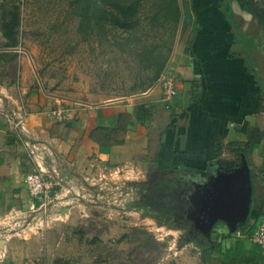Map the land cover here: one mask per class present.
Wrapping results in <instances>:
<instances>
[{"label":"crops","instance_id":"obj_1","mask_svg":"<svg viewBox=\"0 0 264 264\" xmlns=\"http://www.w3.org/2000/svg\"><path fill=\"white\" fill-rule=\"evenodd\" d=\"M192 1L198 5L191 11L190 22H196L198 28L186 45L175 51L166 68L176 80V97L170 109L161 103L159 88L114 99L87 94L73 101L49 95L41 87H33L31 67L22 56L15 57L12 72L5 71L8 64L2 54L17 55V49L0 51V69H4L0 74V225L10 217L20 224L15 233L0 236V264H55L56 260L62 264H104L99 259L104 254L90 245L112 238L103 230L102 218H89L87 206L79 217L68 210L62 222L45 225L43 230L37 226L29 232L22 226L40 207L24 185L25 176L36 170L31 151L48 167L66 175L68 187L74 189L79 180L81 199L86 203L93 202L82 188L92 184L86 181L124 171L133 184L142 186L149 171L161 173L164 180L169 172H182L178 190L190 183L186 186L191 187L186 195L189 198L185 196L189 213L178 212L176 220L181 218L179 221L189 227L178 225L169 231L184 236L192 229L190 238H205L208 247L200 249L190 240L175 244L170 251L166 249L159 264H168L169 256L174 259L172 264H264L253 234L241 231L246 221L252 225L264 217V32L250 15L240 11L246 0H232L226 8L220 7L223 0ZM242 19L251 20L258 29L249 32ZM138 104L154 108L148 119L129 125ZM54 105L67 107L73 119L52 116ZM23 113L27 116L19 132L14 121ZM121 127L125 131L121 132ZM118 140H122L119 145L115 143ZM100 144L109 147V152L100 153ZM242 158L251 181L246 221L234 232L220 220L206 228L197 217V201L190 197L196 193L194 186L218 167L226 172L234 170ZM39 216L31 222L39 221ZM78 219L80 225L94 223L91 226L97 229L77 233L72 226ZM79 235L83 241L76 240ZM111 251L118 259L105 264H133L129 258L126 262L120 259L123 252L117 245ZM111 258L114 255L107 259Z\"/></svg>","mask_w":264,"mask_h":264},{"label":"rangeland","instance_id":"obj_2","mask_svg":"<svg viewBox=\"0 0 264 264\" xmlns=\"http://www.w3.org/2000/svg\"><path fill=\"white\" fill-rule=\"evenodd\" d=\"M183 2L187 3L190 12H193L194 5H198L193 4L191 0ZM256 2L259 6L264 4V0ZM179 3L181 4V0ZM105 4L109 3L104 0H0V23L4 12L16 11L19 14V46L15 48L18 52L16 56H22L31 67L33 87H41L42 91L49 95L73 101L87 94L105 99L132 97L159 88L158 81L150 82L154 64L167 56L164 70L167 68L175 51L186 45L185 41L191 37L190 26L182 33L179 25L175 36H172L171 28L167 24H161L159 21L158 25L154 26L155 23L144 19L132 33H122L109 22L103 21L104 17L112 20L113 13L112 8ZM220 7L227 6L220 3ZM241 22L249 32L257 28L251 20L242 19ZM189 23L191 25V22ZM2 39L0 33V51L5 44ZM8 53L11 56L12 53ZM14 59L12 56L5 58L6 65L8 64L4 67L5 71H13ZM3 71L0 69V74ZM65 104L70 106V103ZM56 108L57 105H54L50 111ZM164 176L165 180L161 173L149 171L142 186L133 184L136 188L135 198L138 200L127 204L124 209L91 201L86 203L81 199L79 180L74 189H70L66 184L70 180H64L61 186L53 190L49 202L35 209L33 214L23 220L22 226L29 232H32L33 228L36 230L37 226L43 230L45 225L53 226L54 223L62 222L65 215L68 216V210H72L74 216L79 217L84 213V206H87L89 218H102L100 224L103 230H107L112 236L100 240L99 244L90 245L91 248H98V253L104 254L99 258L100 263L118 259V254L111 251L112 246L117 245L123 252L119 255L123 262L129 258L133 264H159L166 249L170 251L175 244H183L191 239L192 230L189 229V233L184 236L170 233L169 230H175L178 225L189 226L176 220L181 208L176 210L173 206L174 199L183 197L178 190L182 172H169ZM111 178L118 179V175H108L101 180ZM124 178L131 180L130 175ZM98 181H86V184H96ZM98 187L82 186L86 189V194L92 196L99 193ZM164 188L167 191H164ZM103 195L107 196V193ZM37 205L40 203L37 202ZM140 211L142 213L138 215ZM38 214L41 215L39 221L32 223V218ZM136 215L138 216L135 217ZM10 218L8 222L3 223L5 225H0V236L7 237L9 233L13 234L16 229H20V224ZM144 218L147 220L144 221ZM149 219H154L155 222ZM110 222H114L116 228H113ZM91 225L94 223H89L86 227L80 225L78 219L72 230L77 233L79 230L95 231L97 228ZM115 229L120 231L119 235L114 233ZM76 240L83 241V237L79 235ZM42 242L43 237L40 244ZM113 255L114 258L107 259ZM172 263L174 259L169 256L168 264Z\"/></svg>","mask_w":264,"mask_h":264},{"label":"trees","instance_id":"obj_3","mask_svg":"<svg viewBox=\"0 0 264 264\" xmlns=\"http://www.w3.org/2000/svg\"><path fill=\"white\" fill-rule=\"evenodd\" d=\"M106 6L111 7L113 13L111 14L112 20H107L106 17L103 18L104 22H109L115 29L120 30L122 33H132L141 24L144 19H149L150 23H155L154 26L158 25L160 21L161 24H167L171 28L172 36L176 34L179 25H181V32L184 33L186 28L190 26L191 33H194L198 28V24L192 22L191 12L188 8L186 2L181 0H104ZM192 1V0H191ZM223 2L230 6L232 0H223ZM111 3V4H110ZM240 11L247 13L256 22L259 28L264 32V4L259 6L256 0H246L241 6ZM110 13V12H107ZM19 14L16 11L4 12L1 23H0V33L3 39H5V44L2 47L4 50H13L19 46L18 39V28H19ZM12 58H15L16 54H11ZM8 52H4L2 57H11ZM264 58V56H263ZM168 57L165 56L161 60H158L154 64V70L150 82H157L164 67L167 63ZM154 106H145L144 104H138L134 110V120L129 122V125H133L136 122L144 121L150 117L151 111ZM121 132L125 131V127L119 129ZM109 134L112 130H104ZM115 133V131H113ZM121 135V134H120ZM116 144H121L122 140L115 142ZM100 153H108L109 147L106 149L100 144ZM244 153L247 151L242 150ZM167 191V190H166ZM188 197V196H187ZM189 198V197H188ZM175 200V199H174ZM171 205V204H170ZM172 206V205H171ZM187 207L185 205L181 206L180 211H186ZM257 218L254 224H249L246 221L244 228L241 231H247L248 235L254 233L257 224L259 222ZM191 242L195 243L198 248L206 249L208 247L207 240L205 238H199L195 236L189 239ZM61 260H56L55 264H62ZM64 264V263H63Z\"/></svg>","mask_w":264,"mask_h":264},{"label":"built area","instance_id":"obj_4","mask_svg":"<svg viewBox=\"0 0 264 264\" xmlns=\"http://www.w3.org/2000/svg\"><path fill=\"white\" fill-rule=\"evenodd\" d=\"M158 86L161 103L165 108L170 109L176 97L175 77L165 69L158 79ZM50 114L58 118L64 116L69 120L73 119V113L66 108L58 107L50 111ZM26 116L27 114L23 113L15 118L14 123L16 131H23ZM30 156L36 165V170L25 176L24 185L29 196L40 203V207H43L49 202L53 190L61 186L64 180L67 181V176L62 174L57 168L48 167L44 162L45 160L39 158L33 151L30 152ZM115 175H118V179H104L100 180L101 182L98 181L96 184H90V187L99 186V193L95 196L91 195L90 198L94 203L106 204L108 207L124 209L127 204H132L131 202H137L138 200V198H135L136 188L133 187L134 180L124 178L129 175L124 171H119ZM104 193H107V196H104ZM252 239L258 246L261 255L264 257V217L259 220L252 235Z\"/></svg>","mask_w":264,"mask_h":264},{"label":"water","instance_id":"obj_5","mask_svg":"<svg viewBox=\"0 0 264 264\" xmlns=\"http://www.w3.org/2000/svg\"><path fill=\"white\" fill-rule=\"evenodd\" d=\"M196 193L190 197L197 201V217L208 228L223 221L230 232L247 219L251 203V181L247 162L232 171L217 168L216 172L194 186Z\"/></svg>","mask_w":264,"mask_h":264},{"label":"flooded vegetation","instance_id":"obj_6","mask_svg":"<svg viewBox=\"0 0 264 264\" xmlns=\"http://www.w3.org/2000/svg\"><path fill=\"white\" fill-rule=\"evenodd\" d=\"M187 185H190V183H188ZM186 185V186H187ZM186 186H185V188H186ZM189 187V186H188ZM183 189L182 191L181 190H179V193H180V195H182L183 197H181V199H175L174 200V204H173V206L176 208V210H177V208L178 207H181V206H183L184 205V202L187 204V210H188V208H189V199H185V196L187 195V194H189L190 192V188L191 187H189V189L188 188H186V189ZM167 195V194H166ZM187 197V196H186ZM188 198V197H187ZM186 210V211H187ZM179 211V210H178ZM189 212V211H188ZM190 215H191V212H190ZM190 215H188V217L190 216ZM179 220H181V218L179 219Z\"/></svg>","mask_w":264,"mask_h":264}]
</instances>
